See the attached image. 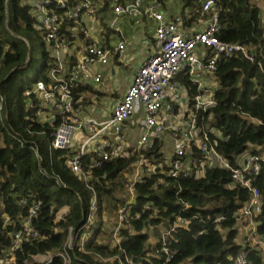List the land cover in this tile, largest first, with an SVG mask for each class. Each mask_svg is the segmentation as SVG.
I'll return each mask as SVG.
<instances>
[{
    "label": "built area",
    "instance_id": "1",
    "mask_svg": "<svg viewBox=\"0 0 264 264\" xmlns=\"http://www.w3.org/2000/svg\"><path fill=\"white\" fill-rule=\"evenodd\" d=\"M184 1L187 0H20V5L27 8L32 29L43 39L50 59L47 74L35 82L33 89L25 92L27 107L35 110L39 124L51 129V149L65 153L63 165L93 191L91 182L95 170L105 163L137 154L130 169L122 173L129 198L109 221L110 248H117L123 257L107 258L103 262L135 264L121 250L119 233L132 219L130 208L136 199L134 186L156 169L163 171L164 165L170 178L199 177L210 168L231 170L232 184L249 192V200L236 215L237 231L244 228L245 234L249 233L246 242L250 246L255 237L259 238L255 245L262 243L255 221L261 214L262 202L259 191L251 187V177L260 173L264 154L252 155L247 150L238 156V167L232 170L215 151V143L210 142L203 122L211 118L216 106L218 83L214 75L220 59L242 56L256 64L264 75V9L260 15L262 33L258 42L234 44L222 42L217 37L221 12L217 0H191L190 6L172 14L173 4L178 2L181 6ZM193 16L198 18L192 22ZM121 17L132 19L134 25L153 23L149 56L132 74L106 117L102 114L85 116V94L91 89L100 91L104 81L107 84L109 77L117 73L118 65L125 61L127 43L120 39L123 36L119 24ZM23 41L30 48L29 42ZM29 61L27 57L25 67ZM181 77H187L193 93L179 80ZM138 108L142 114L134 122L130 119ZM136 126L137 139L131 145L127 142L126 130ZM211 133L215 132L211 130ZM166 134L172 140L173 154L164 163L151 165L144 153L156 142L162 144ZM78 138L82 141L77 142ZM194 148L203 156L199 167H196L192 152ZM17 204L25 207L28 200L20 198ZM41 205V202H31L26 215H19L16 222L3 216L5 225L18 223L19 228L10 234L12 243L1 250L0 264H72L69 252L75 248L84 251L99 217L94 192L82 226L79 230L69 228L63 249L28 254L20 259L24 246L42 239L33 226ZM68 214V207L58 209L54 213V223ZM185 224V220L176 218L167 227L160 225L163 226L158 240L161 246L154 253H163L168 261L171 258L168 239L178 225ZM243 224L245 227L240 229L238 226ZM234 263L247 264V253L241 252Z\"/></svg>",
    "mask_w": 264,
    "mask_h": 264
},
{
    "label": "trees",
    "instance_id": "2",
    "mask_svg": "<svg viewBox=\"0 0 264 264\" xmlns=\"http://www.w3.org/2000/svg\"><path fill=\"white\" fill-rule=\"evenodd\" d=\"M184 4L186 8L192 3L187 0ZM217 4L221 10L217 34L220 41L258 42L262 33L260 7L250 0H217ZM197 18L193 16L192 22ZM19 27L32 29L27 8L20 5V0H0V72L7 70L6 77L0 81V253L12 243L10 234L19 228L18 223L5 225L3 216L16 222L35 201L42 205L33 226L42 239L24 246L20 259L28 254L63 249L69 228L79 230L82 226L94 192L99 206L98 221L91 229L92 235L84 251L75 248L69 256L72 264H118L102 261L123 257L117 248H110L109 242H99L105 234L102 217L108 206L114 216L125 202L116 198L115 193L125 184L122 173L130 169L137 154L105 163L95 170L91 182L93 191L67 170L63 165L65 153L50 149L42 139H49L51 129L39 124L35 110L27 107L26 84L20 74L31 67L32 62L30 59L26 67L22 65L23 56L11 41V33L15 34ZM214 76L218 83L216 106L211 118L203 122V128L210 142L215 143V151L233 170L238 167V156L245 151L249 150L252 155L264 154V75L256 64L239 56L220 59ZM181 82L194 92L187 77H181ZM161 147L162 144L156 142L144 153L151 165L164 163ZM192 152L199 167L203 156L195 148ZM260 167V173L251 177V187L261 196L262 211L255 221L257 236L264 240V164ZM166 171L164 165L163 171L156 169L134 186L136 199L130 208L132 219L119 233L121 250L128 258L135 264H235L236 256L246 252L247 264H264L263 248L236 242L239 234L236 215L249 200V192L232 184L231 170L210 168L199 177L178 178H170ZM117 179H122L123 184ZM20 198L27 199L28 205L19 206ZM65 206L69 214L54 223V213ZM176 218L185 220L186 224L178 225L169 237L167 246L171 258L166 261L163 253H154L160 243L151 249L149 230L156 232L160 225L167 227Z\"/></svg>",
    "mask_w": 264,
    "mask_h": 264
},
{
    "label": "rangeland",
    "instance_id": "3",
    "mask_svg": "<svg viewBox=\"0 0 264 264\" xmlns=\"http://www.w3.org/2000/svg\"><path fill=\"white\" fill-rule=\"evenodd\" d=\"M253 2L256 6L261 8V11L264 9V1L263 0H250ZM173 7L171 9V13L175 14L179 11L180 5L178 2H175L173 4ZM119 24L121 25L123 29V36L120 37V39L127 43L128 47H126L125 52L127 53V59L126 61L120 63L119 69L114 76H110L107 80V84L104 81L103 87H100V91H97L96 89L89 90L85 96H84V102H83V108L87 110L85 112V116H100L101 114L105 117L109 114V111L112 109L113 104L115 100L119 97L120 92L129 84L131 80L132 74L137 70L140 63L130 62L132 57V51L129 48L130 45H132V42L136 38L135 34L137 31L142 33L146 38H152L153 35V23H142L141 25H134V22L132 19L128 17H121L119 19ZM12 43L16 46V49L22 54L25 64L27 57L31 59V67H28L27 69H24L20 77L22 81L26 84L24 95L26 90L33 89L35 82L37 81V75L40 73V76H44L47 74L48 71V64L50 62V59L47 57V52L45 50V45L43 43V39L41 36L34 30L31 29L30 31H27L24 27H19L17 32L15 34H12ZM23 40H27L29 42L30 48L25 44ZM134 60V59H133ZM21 69V68H20ZM7 75V70L2 69L0 72V81L3 80ZM181 80V79H179ZM119 85V86H118ZM117 87V92H116ZM119 91V92H118ZM90 110V111H89ZM92 110V111H91ZM142 110L140 108L137 109V112L132 116L130 120L134 121L141 116ZM126 134L128 136L127 142H129L131 145H134L137 139L138 135V127L135 128H128L126 130ZM42 138V137H41ZM47 146L51 149L50 140L46 139V137L42 138ZM82 138H78L77 142H81ZM73 147H76V144H73ZM162 161L165 162L170 158V156L173 154V143L171 138L166 134L165 138L162 142ZM127 175V174H126ZM123 180H125V176H122ZM121 178V177H120ZM117 179L118 182H121L123 184V180ZM116 198H121L124 201H127L129 198V195L127 194V189L124 187L116 189L115 193ZM109 207V206H108ZM108 207L105 208V215L102 218V220H106L107 218L110 220V218H113V212L108 211ZM108 220V221H109ZM240 229L242 227H245V224L238 226ZM239 231L238 237L243 238L240 240L242 243L246 242V237L249 236V233L245 234V231L243 230ZM104 235L103 238L99 239V242H109L111 245V236L110 232L103 226ZM243 240V241H242ZM259 238L255 237L253 242V246H259L255 245V243H258ZM260 247V246H259Z\"/></svg>",
    "mask_w": 264,
    "mask_h": 264
},
{
    "label": "crops",
    "instance_id": "4",
    "mask_svg": "<svg viewBox=\"0 0 264 264\" xmlns=\"http://www.w3.org/2000/svg\"><path fill=\"white\" fill-rule=\"evenodd\" d=\"M180 5V4H179ZM182 5H183V8H182ZM182 5L180 6V9L183 10L184 9V2L182 3ZM258 7V6H257ZM261 9V8H260ZM145 23H148L149 22H145ZM136 38L134 39V41L132 42V45L129 46V48L131 49L132 51V57L133 59L131 58L130 62L132 63H135L134 61H136L137 63H141L149 56V53H150V49L152 47V38H146L142 33H140L139 31L136 32L135 34ZM128 47V45H127ZM127 55L125 57V61L127 59ZM116 75V74H115ZM112 218H110L111 220ZM109 219L107 218L106 220H103L104 221V227L106 228L107 226V229L109 231V228H110V224H109ZM163 227V226H162ZM161 226H159L157 229H156V232H154V230H149V233L151 234L150 237H149V244L151 246V249L154 248L157 243H158V240H159V232L162 228ZM243 239V238H237L236 242L237 244L239 245H242V242H240V240ZM261 240V239H260ZM243 241V240H242ZM262 243H260V247L263 248L264 250V240L262 239L261 240Z\"/></svg>",
    "mask_w": 264,
    "mask_h": 264
}]
</instances>
